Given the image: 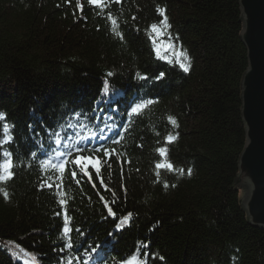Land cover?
Segmentation results:
<instances>
[{"label":"trees","instance_id":"obj_1","mask_svg":"<svg viewBox=\"0 0 264 264\" xmlns=\"http://www.w3.org/2000/svg\"><path fill=\"white\" fill-rule=\"evenodd\" d=\"M80 4L82 14L77 0H0V139L5 123L13 138L0 152H11L14 165L13 178L0 182L9 193L7 200L0 193V264L66 262L68 253L59 251L66 242L63 213L55 215L60 199L72 218L71 239L80 245L79 264L89 259L84 250L96 246V264H125L133 256L134 264H264V227L250 223L244 189L236 184L247 143L242 81L249 67L240 0H109L103 10L87 0ZM158 9L166 10L170 27L161 24ZM152 24L165 35L153 33ZM167 43L173 48L166 50ZM181 52L190 58L182 60L188 73L177 63ZM160 72L166 75L156 81ZM106 81L107 99L119 102L117 111L103 103ZM138 97L157 102L132 117L120 144L108 145L121 161H131L123 165V180L114 156L101 171L110 191L95 173V189L79 172L77 185L71 168L59 195V179L52 189L38 190L57 175L40 166L55 148V132L77 124V112L85 123L122 124L128 102ZM169 134L178 138L166 143ZM161 147L167 149L164 157ZM156 163H171L184 174L157 170ZM128 213L131 218L117 231Z\"/></svg>","mask_w":264,"mask_h":264},{"label":"snow or ice","instance_id":"obj_2","mask_svg":"<svg viewBox=\"0 0 264 264\" xmlns=\"http://www.w3.org/2000/svg\"><path fill=\"white\" fill-rule=\"evenodd\" d=\"M89 6H94L95 8H99L103 10L107 7L109 0H87ZM116 3H119L120 0H115ZM77 9L83 13V7L80 4V0H77ZM59 7V5H57ZM166 10L165 9H158V13L160 16L163 17L161 20V24L164 25V28L170 27L167 23V17L165 15ZM86 19V18H85ZM108 19L115 24L116 21L112 20V14L108 13ZM133 20L136 19V17L132 18ZM150 28L153 33H157L159 36H164L165 32L162 29L158 28L157 24L150 25ZM99 30V27L97 28ZM114 31V29H113ZM118 36H120L121 39H123L122 33H116ZM169 41L172 39L171 35L169 34ZM153 43H156L155 38H153ZM167 49H172L173 44L167 43V45L164 46ZM157 51V54L159 55V49H155ZM177 56V63L179 65V68L184 72H189V67L185 65L182 60L190 59L187 57L183 52L176 54ZM163 58V57H161ZM114 75L113 72H108L107 76L112 77ZM164 72H160L156 77L155 80L159 81L165 77ZM136 76L140 78L141 80H147L148 78L146 76H141L140 73H136ZM102 93L104 95L103 103L112 104V110L117 111L119 109V102L118 101H111L107 99L109 94V83L106 81L104 83ZM116 93V90L113 89V94ZM157 102L153 98H144V97H138L136 101H129L125 110L124 115L126 117L125 121L122 124H116L115 121L111 124L107 122V119H104V126L101 127L98 124L94 123H85L83 120H79L80 113H76V117L78 119L77 124H68L67 129H71V131H66V129H61L60 131H57L54 133L56 136L55 140V148H52L49 150L50 154L47 156V158L40 159V166L41 170H45V166H47L48 169H51L53 172H55L56 176H49L48 179L52 181V183H48L45 181L42 183L38 190H43L44 187H47L49 189L53 188V184H55L56 180L59 179L60 183L56 184L55 190L57 194L59 195L62 184H63V177L64 173L71 168V177L72 180L77 184H81V180L77 179V173L79 172L80 175L84 178H87L88 183L92 185V187L96 188V183L93 181V173H95L96 179L99 181L101 187H103L106 191H110L108 189V186L104 183V178L101 176V171L105 163L110 161L112 157H116L117 161L121 164V180L124 179V167L123 165L125 163H131L130 160L121 161L120 160V153L116 151L115 148H110L108 145H118L121 143V141L124 139L125 133L129 131V123L131 122V119L133 116H138L141 114V112L148 107L149 105H152L153 103ZM100 103V100H97L94 102V104ZM95 112V108L93 110ZM100 112L103 113L104 109L101 108ZM102 117L97 114L95 116V119H101ZM5 116L3 113H0V121L4 120ZM170 122L178 127L177 121L175 119L170 118ZM10 133V126L5 123L3 125V139H0V147H2L4 144H8L12 141V136ZM38 135V134H37ZM178 137H174L173 135L169 134L166 139V143L174 142L175 139ZM138 147H142V145H137ZM158 153L161 157H164L166 155L167 149L165 147H161L157 149ZM97 153H102V156L97 155ZM30 155L36 156L37 153L34 151ZM0 157H3V159H0V182H8L10 181L14 173L12 171L13 169V161H12V153L9 151H3L0 152ZM108 167L111 168V164H108ZM155 168L157 170L161 168H166L168 171H179L181 175L184 174V169L181 168L179 170H175L173 168V165L171 163L168 164H162V163H156ZM138 171V170H137ZM187 174L191 175V169L187 170ZM160 173L159 171L156 172V176L159 177ZM165 188L169 187L167 183L163 185ZM172 187H175L176 185H171ZM121 188L126 192V188L123 184H121ZM0 193L3 194L4 198L7 200L9 197V193L4 190L0 189ZM113 196L115 197V193L113 192ZM100 200L104 202V207L107 209V213L109 216H111L114 220L116 219V213L113 211L112 207L109 206L108 202L105 201V198L103 195L100 196ZM59 205L61 206V211L56 212L55 215L60 216L61 212L63 213V226L61 229L63 238H66V242L64 243V246L59 249L61 253H68L65 258L62 257L60 260V264H73V259L78 262L81 260V255L79 252H76V249L80 247L79 243H74L71 239L70 233L72 232V228L70 227L71 223V216L68 215L67 208L65 205L67 204V201L64 199L58 200ZM112 203H115V199L112 201ZM131 213H128L126 216L122 217L117 223V231L121 230V224H125L129 221L131 218ZM75 231L79 233L80 236H83L84 233L81 232L79 228H76ZM111 235V233H109ZM97 247H91L90 250L85 249V254L88 255L89 259H91V253H95L97 251ZM141 245L138 242L137 245V251L139 252ZM142 247L144 249L148 248V244H143ZM147 255V253H145ZM159 259L163 260V257H160ZM137 261V257L133 256L130 261H126L125 264H134V262ZM83 264H88V260H83ZM142 264H146V262H142Z\"/></svg>","mask_w":264,"mask_h":264},{"label":"water","instance_id":"obj_3","mask_svg":"<svg viewBox=\"0 0 264 264\" xmlns=\"http://www.w3.org/2000/svg\"><path fill=\"white\" fill-rule=\"evenodd\" d=\"M240 4L249 67L242 81L247 143L236 184L244 189L243 205L250 223L264 227V0H240Z\"/></svg>","mask_w":264,"mask_h":264},{"label":"bare ground","instance_id":"obj_4","mask_svg":"<svg viewBox=\"0 0 264 264\" xmlns=\"http://www.w3.org/2000/svg\"><path fill=\"white\" fill-rule=\"evenodd\" d=\"M94 123V124H98L99 126L103 127L104 126V122H101L99 120H92V121H89L88 123ZM66 131H71V129H67V127H65ZM84 260H88V264H92V260L91 259H87L85 258ZM83 264V262H82Z\"/></svg>","mask_w":264,"mask_h":264}]
</instances>
